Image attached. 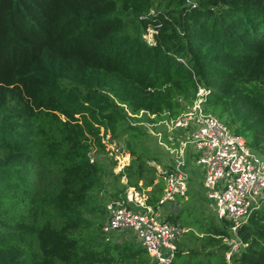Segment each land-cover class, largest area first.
<instances>
[{"label":"trees","instance_id":"obj_1","mask_svg":"<svg viewBox=\"0 0 264 264\" xmlns=\"http://www.w3.org/2000/svg\"><path fill=\"white\" fill-rule=\"evenodd\" d=\"M198 88L203 110L264 155V0H0V264L148 263L104 241L101 222L93 241L84 211L104 172L119 182L111 196L121 174L160 196L130 119L173 120ZM103 132L128 135L118 173L100 160ZM193 223L197 245L176 240L168 264H264V210L237 225L244 245L228 261V232Z\"/></svg>","mask_w":264,"mask_h":264},{"label":"built area","instance_id":"obj_2","mask_svg":"<svg viewBox=\"0 0 264 264\" xmlns=\"http://www.w3.org/2000/svg\"><path fill=\"white\" fill-rule=\"evenodd\" d=\"M203 91L198 88L188 109L172 120L185 137L178 140L172 160L160 168L163 180L160 196L150 203L145 190L127 184L125 176H120L124 189L110 196L103 208L105 218L99 229L104 241L130 229L124 235H129L143 248L150 262L168 264L183 226L178 221L166 220V211L162 213L161 205L184 197L192 170L195 165H201L203 196L228 232V236L223 237L228 245L225 259L228 261L229 255L244 245L236 227L252 212L264 210V159L249 150L242 136L234 134L219 118L203 110ZM101 140L105 150L101 155L107 154L113 161L114 173L122 171L130 158L127 150L108 132L101 134ZM189 145L195 149L190 157L185 153ZM93 159L92 154L89 160Z\"/></svg>","mask_w":264,"mask_h":264},{"label":"rangeland","instance_id":"obj_3","mask_svg":"<svg viewBox=\"0 0 264 264\" xmlns=\"http://www.w3.org/2000/svg\"><path fill=\"white\" fill-rule=\"evenodd\" d=\"M145 37L147 40L150 39V34L146 33ZM204 94V91H203ZM131 122L139 124L142 129L145 130L144 134L139 137L137 142L140 144V147H135L137 153L138 149H146V155L143 158L148 160V164L154 166V170H162L164 163H169L172 158L176 155L174 149L177 147L178 140L182 137H185L184 134H181V131L174 127L173 121L166 116H162L155 121H150L146 117L138 115L135 119H130ZM221 120V119H220ZM227 128L231 131V128L226 124ZM102 131V130H101ZM127 134H122L119 138H114L119 145L123 146V140L127 138ZM194 146L189 145L186 148V156L190 157L192 152L194 154ZM250 151H254L249 147ZM260 157L264 159V155L260 152L254 151ZM152 154L154 159H149L148 155ZM155 154V155H153ZM108 157L107 154H104ZM102 160L104 156L100 154ZM146 156V157H145ZM142 157V156H140ZM105 159V158H104ZM108 160L105 159V162ZM104 162V161H103ZM193 164V163H192ZM194 166V165H193ZM107 168L109 166L107 165ZM113 170V167H112ZM202 166L195 165V169L192 170L189 183L191 188L188 189L186 196L184 198L177 197L176 201L179 204L181 212L179 213L177 220L183 225V231L180 233L177 244L184 246L189 243L191 245H197L198 240L194 236H202V233L197 229V225L193 223V220L196 219L199 221V226L202 228L209 223L217 224L222 226L218 219L215 217L214 211L207 199L203 196V187L201 185L202 178ZM124 175V174H121ZM125 176V175H124ZM126 178V177H125ZM122 179V178H120ZM102 185L100 188H97L93 191L90 202L93 204L92 210H85L84 216L89 220V230L88 235L93 239V241H98L100 235L98 232V224L102 222L105 218L104 204L107 202L108 198L111 196L110 193L113 192L118 187V180L112 178L109 172H104L101 178ZM140 180L138 181L139 184ZM148 189V186L142 188V191ZM94 208V209H93ZM162 213L165 212L166 215L171 213H176L170 209L169 202H166L161 205ZM260 211V210H259ZM172 214V215H173ZM130 229H125L122 234H113L111 236L110 242H117L120 245L126 244L129 247H139L128 235H124L129 232ZM223 239V238H222ZM224 241V240H223ZM95 243V242H94ZM225 256V253H224ZM122 264V263H120ZM148 264V263H146Z\"/></svg>","mask_w":264,"mask_h":264},{"label":"water","instance_id":"obj_4","mask_svg":"<svg viewBox=\"0 0 264 264\" xmlns=\"http://www.w3.org/2000/svg\"><path fill=\"white\" fill-rule=\"evenodd\" d=\"M259 78H262V76H259ZM170 208H171L173 211H175V212H177V211L179 210L178 205H177L176 203H172V204L170 205Z\"/></svg>","mask_w":264,"mask_h":264},{"label":"clouds","instance_id":"obj_5","mask_svg":"<svg viewBox=\"0 0 264 264\" xmlns=\"http://www.w3.org/2000/svg\"><path fill=\"white\" fill-rule=\"evenodd\" d=\"M190 187H191V186H190V184H189V187H188V188H190ZM187 190H188V189H187ZM187 190H186V192H185V196H186ZM182 198H184V197H182ZM207 201H208V200H207ZM172 203H176V204L178 205V208H179V204L177 203V201L172 202ZM172 203H171V204H172ZM171 204H170V205H171ZM170 209H171V208H170ZM166 216H167V215L165 214V219H166ZM166 220H167V219H166ZM175 221H176V220H175ZM180 224H181V223H180ZM181 225H182V224H181ZM182 226H183V225H182ZM224 229H225V228H224ZM225 230H226V229H225ZM140 248H141V247H140ZM142 249H143V248H142ZM145 253H146V252H145ZM146 255H147V254H146ZM147 256H148V255H147ZM148 260H149V257H148ZM148 263H151L150 260H149Z\"/></svg>","mask_w":264,"mask_h":264}]
</instances>
